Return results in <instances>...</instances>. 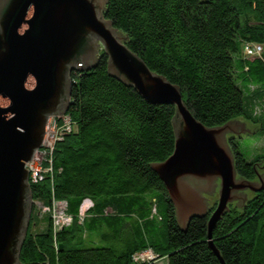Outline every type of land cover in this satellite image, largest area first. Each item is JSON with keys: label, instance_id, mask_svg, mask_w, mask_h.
Here are the masks:
<instances>
[{"label": "trees", "instance_id": "16d2710c", "mask_svg": "<svg viewBox=\"0 0 264 264\" xmlns=\"http://www.w3.org/2000/svg\"><path fill=\"white\" fill-rule=\"evenodd\" d=\"M103 17L152 74L180 91L202 126L252 119L251 88L264 87V0H107ZM100 55L72 72L71 130L55 144L51 176L30 190L33 200L66 203L73 229L54 236L50 224L47 234L27 235L21 264H264V151L253 155L249 135L231 140L238 177L259 179L255 196L225 209L211 234L215 209L180 226L156 168L174 153L176 108L146 101ZM99 238L106 245L96 246ZM148 250L156 260L134 261Z\"/></svg>", "mask_w": 264, "mask_h": 264}, {"label": "water", "instance_id": "95a60500", "mask_svg": "<svg viewBox=\"0 0 264 264\" xmlns=\"http://www.w3.org/2000/svg\"><path fill=\"white\" fill-rule=\"evenodd\" d=\"M106 3L0 0V264H21L33 201L26 164L44 140L48 117L67 111L69 73L89 68L98 42L111 76L149 103L176 108L174 153L156 168L180 226L219 200L208 223L211 234L228 204L243 206L260 187L258 178L249 183L238 177L228 145L230 138L252 134L260 124L240 118L219 129L202 126L186 109L180 91L152 74L126 48L125 37L103 19Z\"/></svg>", "mask_w": 264, "mask_h": 264}, {"label": "rangeland", "instance_id": "374dc122", "mask_svg": "<svg viewBox=\"0 0 264 264\" xmlns=\"http://www.w3.org/2000/svg\"><path fill=\"white\" fill-rule=\"evenodd\" d=\"M102 11V16H103ZM104 19V17H103ZM124 43V42H123ZM99 50L104 49L102 44L98 46ZM79 70L78 68H74L72 72ZM254 92L251 93V97L247 100V116L252 117L251 120L245 119L252 124H260V127L252 134L238 135L236 137H232L228 140V145L231 140H246V135L251 137V150L253 155L260 154L264 151V87H252ZM71 95V91H70ZM70 102V98H69ZM69 106V104H68ZM68 109V108H67ZM67 111H64L60 115H53L48 117L46 121L44 140L41 143L40 147L33 152V156L31 161L27 162L26 168L28 169V183L29 188L31 190V184H38L39 177L42 179L48 178L52 174V159L54 158V149L55 144L62 143L64 141V137H61L58 141L57 137L62 135L61 129L65 128V125L68 126V120L66 118L68 116ZM68 131V127L65 129ZM64 130V131H65ZM230 147V146H229ZM232 156L234 158L232 149L230 147ZM235 162V161H234ZM31 192V191H30ZM32 195V193H31ZM252 199V198H251ZM250 200V199H249ZM90 202V201H89ZM84 202L80 209L79 223L82 222L84 213L91 206L90 203ZM219 200H215L213 206L206 211L204 214L208 213L212 209H216ZM229 208H237L232 203L228 204ZM203 214V215H204ZM200 216V215H199ZM221 216V215H220ZM53 232L54 236H57L58 233L62 231H66L69 233L71 229H73V219L71 216L67 214V206L64 202H47L41 200H33L31 203V214L29 218L28 228L26 236L35 237L40 234H47L50 228ZM25 236V238H26ZM97 234H92L91 237H95ZM84 239L89 241V236L85 235ZM94 242H98L97 239L93 240ZM100 244L96 246L106 245L100 238ZM56 247V245H54ZM141 255H135L137 263L145 262L147 258H142ZM155 264H168L167 259H160Z\"/></svg>", "mask_w": 264, "mask_h": 264}, {"label": "built area", "instance_id": "2783aa9c", "mask_svg": "<svg viewBox=\"0 0 264 264\" xmlns=\"http://www.w3.org/2000/svg\"><path fill=\"white\" fill-rule=\"evenodd\" d=\"M245 50L247 51V53L248 54H251L252 52L248 49V47H245ZM261 51V49L259 48V47H256L255 48V52H260ZM66 120H68V126L67 125H65V128L64 129H61L62 130V132H66V133H68V132H70V119L67 117L66 118ZM68 127V131H66L65 129ZM65 130V131H64ZM63 134L64 133H62V135L60 136V137H57V139H58V141H60L59 139L61 138V137H63ZM43 179L41 178V177H39V181H42ZM138 255H141L142 256V258H147V259H145V260H156L157 258H156V256L152 253V251H150V250H148V251H144V252H142V253H140V254H138ZM140 256V257H141ZM134 261H136V258L134 257Z\"/></svg>", "mask_w": 264, "mask_h": 264}, {"label": "flooded vegetation", "instance_id": "af4514ba", "mask_svg": "<svg viewBox=\"0 0 264 264\" xmlns=\"http://www.w3.org/2000/svg\"><path fill=\"white\" fill-rule=\"evenodd\" d=\"M98 45H99V42H98V44H97V50L94 52L95 54H93V56H91V59H90V62L88 63V65H93V64H95L97 61H98V59L100 58V53L102 52V53H104V51L103 50H99V48H98ZM71 74H72V71L69 73V80H70V82H71V87L70 88H68V94H70V91H71V88H72V81H71ZM62 106V105H61ZM65 108V107H64Z\"/></svg>", "mask_w": 264, "mask_h": 264}]
</instances>
